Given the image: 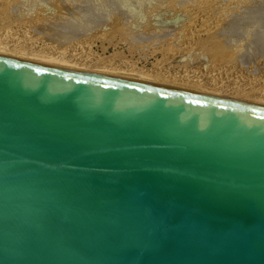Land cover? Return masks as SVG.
Returning <instances> with one entry per match:
<instances>
[{
	"label": "water",
	"instance_id": "water-1",
	"mask_svg": "<svg viewBox=\"0 0 264 264\" xmlns=\"http://www.w3.org/2000/svg\"><path fill=\"white\" fill-rule=\"evenodd\" d=\"M0 264H264V104L0 53Z\"/></svg>",
	"mask_w": 264,
	"mask_h": 264
},
{
	"label": "rangeland",
	"instance_id": "rangeland-1",
	"mask_svg": "<svg viewBox=\"0 0 264 264\" xmlns=\"http://www.w3.org/2000/svg\"><path fill=\"white\" fill-rule=\"evenodd\" d=\"M207 1L210 0H100L102 4L104 2L108 5L104 14L83 18L88 15L79 7L83 0H8L6 12L0 16V40L18 44V48L33 47L32 49L49 53L65 52L73 45L77 47L79 43H84L88 51L100 59H114L142 71L166 76L197 69L204 75L201 79H204L210 89L220 87L224 91L227 89L225 79L236 78H239L235 80L239 87L248 88L243 84L247 76L257 81L264 77V0H216V4H210L211 6ZM65 7L70 9L65 10L67 14L62 12L60 17L64 18L58 16L56 19L51 16L56 10ZM41 11L44 13L43 25L27 24ZM203 14H210V19L202 16ZM77 18H81V21L73 26L71 22ZM185 30L192 31L191 37L190 34H185ZM181 37L184 40L182 42ZM183 42L189 48L177 45ZM9 50L11 49L1 47L0 53L74 69ZM211 55L223 57V62L215 66L219 68L218 71L211 72ZM111 75L158 82L155 79H141L120 73ZM259 83L262 84L260 80ZM158 84L168 85L162 82ZM168 86L227 97L208 88H195L194 84L184 87L176 84ZM257 89L263 88L261 86ZM256 103L264 104L258 101Z\"/></svg>",
	"mask_w": 264,
	"mask_h": 264
},
{
	"label": "bare ground",
	"instance_id": "bare-ground-1",
	"mask_svg": "<svg viewBox=\"0 0 264 264\" xmlns=\"http://www.w3.org/2000/svg\"><path fill=\"white\" fill-rule=\"evenodd\" d=\"M207 2L209 3V6L216 4L215 3L216 0H210V1H207ZM207 2H205V4ZM208 3L206 5H208ZM7 7H8V0H0V16L4 15V13L6 12ZM69 7H71V6H69ZM69 7H65V8L59 9V11L56 10L55 13H57L58 15L54 13L51 16H55V18L56 17L58 18V16L60 17V15L62 14V12L65 11ZM49 8H51V5H50ZM52 8H54V6ZM64 13L67 14L68 12L66 13V11H65ZM43 14L44 13H42V11L39 12L27 24H29L30 26H40V25H43L42 24L44 22L43 21ZM65 14H64V16H65ZM206 14H208V13H206ZM198 15H199V13H198ZM204 15L205 14H203L202 16H204ZM208 16H206V17H208ZM55 18H53V19H55ZM62 18H64V17H62ZM191 24L193 25V23H191ZM202 25L203 24H201V28H203ZM211 28H212V26L210 27V29ZM195 29H197V28H195ZM199 30H200V28L198 29V31ZM207 30H209V29H207ZM187 31H188V29H187ZM186 33L187 34H190V37H191L192 31L191 32L190 31L189 32H186V30H185V34ZM196 34L198 35L197 32H196ZM182 37H181V40H180L181 42L184 41V40H182ZM186 37H188V39H191V38H189V35L188 36L186 35ZM193 37H194V35H193ZM188 39H186V40H188ZM4 41H7V40H3V39L0 40V48L1 47L10 48L11 50H9V52H11L12 50H14V51H17L16 53H19V54H22V55H26V56L31 57L33 59H37V60L40 59L41 61L43 60L46 63H51V64H53V63L54 64L55 63L56 64L59 63V65L62 64L61 66H64L65 65V66H68V67L77 69L79 71L94 72V73H100V74H111V73H117L118 74V73H120V74L132 76V77H136V78H141V79H148V78L155 79V80L158 81L157 84L159 82H162V83H167L168 85H170V84L181 85V87L191 86V84H194L195 88H208L206 82L204 81V79H201V78L204 77V75H202L197 69H193V70H190V71L188 70L185 73H179V74H173V75L163 76L162 74H156V73H153V72L151 73L150 71H142L140 68H136V67H134L132 65L125 64L124 62L115 61L114 59L113 60L100 59V58L96 57L95 55H93L92 53H90L88 51V48H86L87 46H84L83 45L84 44L83 42H82L83 44H80L79 43V45L77 47H76V45H73V47L71 46V48L67 49L65 52H61V53H49V52H45L44 50L43 51H40V49H37V48L32 49L33 47L28 48V49H26V48H18L16 46L18 44H8V43H6ZM188 41L191 42V40H188ZM188 41H186V43H188ZM178 43H180V42H178ZM170 44L172 45V42ZM183 44H185V42H183ZM183 44H177V45L179 47H182V46L187 47L186 44L185 45H183ZM173 46H175V45L173 44ZM173 46H171V47H173ZM178 46H176V48H178ZM184 47H182V48H184ZM187 48H189V47H187ZM14 51H12V52H14ZM222 62H223V57H220V55H219V57L218 56H214V57L212 56V61L210 60V62H209L211 64L210 66L212 68L211 69V72H214V70L219 69L218 67L215 68V66H217V63H222ZM116 76H118V75H116ZM120 77H123V76H120ZM247 77H246V80L243 81L244 82L243 84H246L247 86H249L248 88L239 87L238 83L235 82V80H237L239 78H236V79H225L224 82L227 83L226 84L227 85L226 86L227 89L224 90V91L223 90H220V87H217L215 89H210V88H208V89L214 90L213 92H216V93H219V94H224V96L226 95L227 97H230L232 99L233 98H235V99L237 98V99H243V100L246 99V100H249V101L264 102V77H261L262 80H261V78L259 79L260 82H262V84H260L259 83V80L257 81V79H253L252 77L250 79V78H247ZM138 80H140V79H138ZM254 82H257V83H254ZM253 85H255V86L256 85H258V86L260 85L257 88H260L262 86L263 89H257ZM247 91H249V92H247ZM244 97H246V98H244Z\"/></svg>",
	"mask_w": 264,
	"mask_h": 264
},
{
	"label": "clouds",
	"instance_id": "clouds-1",
	"mask_svg": "<svg viewBox=\"0 0 264 264\" xmlns=\"http://www.w3.org/2000/svg\"><path fill=\"white\" fill-rule=\"evenodd\" d=\"M82 9L85 10V12L88 14L87 16L83 18H88V16H95L99 17L102 16L107 9L108 5L107 3H101L100 0H83V3L79 5ZM81 21V18H77L73 20L71 23L73 26L79 24Z\"/></svg>",
	"mask_w": 264,
	"mask_h": 264
}]
</instances>
